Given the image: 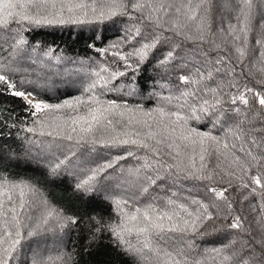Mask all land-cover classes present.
Segmentation results:
<instances>
[{"label":"trees","instance_id":"obj_1","mask_svg":"<svg viewBox=\"0 0 264 264\" xmlns=\"http://www.w3.org/2000/svg\"><path fill=\"white\" fill-rule=\"evenodd\" d=\"M132 2L134 0H126V3ZM158 2H163L165 6L173 4L167 15L164 10L153 13L160 18L159 28L152 21L142 18L149 14L147 8L143 11L129 8L127 15H117L103 23L37 26L25 21L21 22V28L15 23L30 53L39 47H52L75 60L102 59L110 44L118 41L127 59H123L121 66L115 70L118 73L127 71L126 76H116L113 80L105 77L101 81L96 69L85 74L75 68L70 71V60L65 65L50 63L53 67L40 69L36 66L41 65L33 61L30 64L32 59L23 58L29 53L24 51H17L21 52L20 56L15 54L16 61L22 63L19 67H15L11 56L9 63L5 58L0 60V65L17 69L14 72L8 67L0 70V74L8 75L9 80L16 84V90L31 92L48 104H63L65 100L79 98L82 103L76 106L72 101L73 107H67L62 122L69 117L87 115L89 108L97 107L91 100L92 96L104 102L105 106L107 102L115 101L117 107L108 115L112 125L107 126L105 121L106 130L98 131L96 138L110 140L121 134L119 139L142 140L159 152L156 156L149 149L133 144L105 146L78 144L75 139L54 141L47 135L43 136L47 137L44 143L36 132L27 131V128L37 126L35 121L40 120L39 113L31 115L30 106L22 98L5 92L0 82V180L23 182L35 187L70 219L64 233L71 264H135V258L116 245L115 238L107 229V225H119L122 219L116 201L126 202L121 208L128 214L148 204H153L158 210H168L166 205L170 200L185 204L194 214L198 209L203 211L200 204L208 205L213 219L204 221L202 225L197 222L196 232L189 229L184 233L151 234L150 243L160 251V259L164 261L186 259L188 264H226L222 262V257L212 258L215 255L213 249L223 248L234 241L232 247L246 255L248 249L255 246V240L264 238V196L250 191L253 185L249 176L255 175L256 170L245 173L236 160L239 157L240 161H245L248 153L264 155V109L253 102L250 94L247 106L239 100L236 104L229 100V95H238L237 88L245 83L260 91L253 80L259 81L264 75V43L256 42L261 32V17L257 16L253 21L247 44H244L243 34L239 31L242 25L235 19L238 6H229L228 0H211L210 11L203 20V24L207 25L203 33L198 29L205 15L204 8L197 10L195 19L188 20L185 15L187 8H181L180 13L175 11L177 6L187 4L188 0H152L153 7H157ZM198 2L192 0L193 5ZM174 20H178L181 26L179 32L171 30ZM230 24L236 26L235 33L230 34ZM201 34L203 40L186 38ZM235 35H240L241 40H235ZM156 36L159 40L143 60L134 54L143 44L152 43ZM237 47L244 48L243 56L236 50ZM218 60L221 62L217 63ZM209 72L212 73L211 79L207 78ZM198 73H202L204 79ZM184 76L189 77L190 82L181 80ZM193 79L200 82L191 83ZM93 81L97 82V87L91 92L85 91ZM208 89H216L221 104L201 112L204 100L215 103ZM158 108H163L168 114L178 112L187 117V127L210 131L226 141L229 149L220 148L217 151L216 145L207 141L204 159L201 160L199 145L193 151L178 138L182 122L173 125L171 121L174 117H162L154 111ZM192 108L196 109L195 113L191 112ZM148 112L150 116L143 115ZM165 125L169 131L176 127L177 135L169 137L164 130ZM76 127L79 129L80 125ZM63 131L66 132L67 128ZM125 132L128 135H123ZM150 132L152 136L148 135ZM54 143L62 147L49 153L41 145L55 146ZM65 155L71 159L54 170L55 164L65 159ZM120 157L124 158L118 159ZM77 160L78 165H74ZM157 160L162 161V165H158ZM108 163L113 166L98 175L92 185L94 195H84L76 185L91 175L90 169ZM176 164L189 166L188 170L196 176H210L211 179L187 177L185 173H177L175 168L170 171L167 167ZM149 180L156 183L151 184ZM145 187L147 192L141 190ZM211 188L217 192L227 188L224 198L212 193ZM120 189L123 192L119 194ZM193 200L200 203L193 204ZM181 215L185 216L183 212ZM237 216L241 228H230ZM134 225L143 226L131 222L128 227ZM127 239L137 244L135 232ZM257 251L264 250L257 247ZM181 252L183 255H179ZM229 254L228 251L223 253ZM18 258L15 261L14 257L15 264H30L32 261L28 257ZM259 264H264V261H259Z\"/></svg>","mask_w":264,"mask_h":264},{"label":"snow or ice","instance_id":"obj_2","mask_svg":"<svg viewBox=\"0 0 264 264\" xmlns=\"http://www.w3.org/2000/svg\"><path fill=\"white\" fill-rule=\"evenodd\" d=\"M211 0H199L198 3L193 5L192 0H188L187 4H180L175 8L177 13H180L181 8H187L188 11L185 13L188 20H193L196 18L197 10L204 8V17L201 18V26L199 31H203L207 28V25L203 24V20L206 19L208 12L210 11ZM228 5L238 6V11L235 16L236 21L241 24L239 31L243 34V42L247 44L248 34L252 31L253 21L257 16H260V25L261 32L257 37V44L264 43V0H228ZM173 4L169 3L167 6L163 2H158L157 7H153L152 0H134L132 3H126V0H0V31L5 30L8 26L13 23L28 22L31 24L39 25H66V24H92V23H103L106 20H110L117 15H127L129 8L136 11H143L145 8L149 9V14L143 19L152 21L157 28L160 27V18L154 16L153 13L160 10H164L165 15L168 14V9L172 8ZM235 10V9H233ZM180 24L178 20L172 21L173 31L179 32ZM230 34L236 32L235 25H229ZM187 39H200L203 40L204 36L201 34L199 37L186 36ZM234 39L239 41L241 40L240 35H235ZM159 40V36H156L153 39L152 43L143 44L139 50L134 54L138 56L141 60L145 58L149 49L155 47V43ZM27 42L20 38L16 40L14 48H22ZM115 47V45H113ZM241 53V56L244 55V48L237 47L236 49ZM101 51H104L103 49ZM15 54V51L14 53ZM47 55V53H45ZM119 55V53H116ZM122 59H127V57H121ZM221 61H217L220 63ZM6 65H0V70L5 69ZM131 67V65H128ZM8 70L11 72L16 71L15 68L8 67ZM215 71H219L216 69ZM99 76V73L96 74ZM122 76L124 73H110V78L114 79L116 76ZM201 79H204L202 73H198ZM251 76V73H249ZM208 79L212 78V73H208ZM101 79H103L101 77ZM185 83L190 82L189 77H181ZM0 82H2L5 92H10L14 97L22 98L27 105L32 109L31 115L36 116L38 113H43L46 110L60 109L63 107H73L71 101L65 100L63 104H48L43 100H34L32 94L26 91L16 90V84L12 83L9 80L8 75L0 74ZM199 80L193 79L191 83H199ZM106 84L107 81H104ZM253 83L256 84L260 91H257L254 87H248L247 83L242 85L240 88H237L238 95L231 96L229 95V100L232 104H236L237 100L245 106L248 105L249 100L247 96L250 94L254 103H257L261 109H264V75H262L259 81L253 80ZM236 87L235 85H232ZM97 87L96 82L93 81L88 85V88L85 91L91 92ZM208 91L213 95L215 100L214 104H210L208 100L203 101V106L200 108L201 112H206L208 107L215 108L221 104V100L216 96V89H208ZM91 100L97 104L95 108H89L87 115L84 116H73L69 117L63 125H56V131H43L44 128L49 127L45 122L37 120L35 123L42 129L39 132L40 136H49L52 137L54 141H73L75 139L76 143H88L91 145L101 144L105 146H115V145H127L133 144L139 147L149 149L154 155L159 156V152L156 148L150 147L148 144L144 143L142 140H128V139H119V135L112 137L110 140H106L103 137L100 139L96 138V133L98 131L106 130L105 121L107 126L112 125V120L108 119V115L113 112L117 107L115 101L107 102L105 106L104 102L100 101L97 97L92 96ZM76 105L82 103V101L77 98ZM128 111H131L130 109ZM154 111L159 112L163 117L165 115H170L174 117L171 123L176 125L178 122H182L179 125L180 131L178 138L181 141L185 142L187 148H191L193 151L197 145L200 146V159H204V152L206 148L204 147L207 141H211L216 145V150L219 151L220 148L225 150L229 149V144L226 141H222L220 137L212 135L210 131H198L195 128L187 127L188 118L180 115L178 112H173L171 114L165 113L163 108L155 109ZM196 109L192 108L191 112L195 113ZM123 116V113H119ZM145 116H150L151 113H143ZM199 119V117H194ZM142 123H145L142 121ZM80 125L79 129L76 127ZM67 128V131H63V128ZM114 130V129H113ZM165 132L169 137L177 135L176 127H172L169 131L168 126L165 125ZM27 131L30 133H35L36 128H27ZM75 134V136L73 135ZM123 135H128V133H123ZM139 135V133H137ZM149 136L153 134L148 133ZM163 142V141H161ZM171 147V145H168ZM56 148H61L62 145L56 144ZM71 151V149H69ZM75 154L73 153V156ZM132 155V153H129ZM120 157L118 159H123ZM71 159V157L65 155V159L60 160L55 164L54 170L59 169L62 166L66 165ZM191 160V157L189 158ZM236 160L240 162L241 167L245 173L251 172L253 169L256 170L255 175L249 176L251 184L250 191L253 194H259L264 196V155L253 156L251 153L246 155L245 161H240L239 157H236ZM158 165H162V161L157 160ZM113 165L111 163L104 164L97 168L90 169L91 175H87V178L82 180L76 187L79 190H82L84 195H89L90 193L94 195L92 185L96 180L97 175L104 173L107 169L111 168ZM194 167V165H190ZM168 169L171 171L173 168L176 169L177 173H185L187 177H192L196 179H211L210 176H196L193 172L189 171V166H182L181 164L168 165ZM203 168V165H201ZM145 179H148L147 177ZM149 183L155 184V180H149ZM248 185H245L247 187ZM13 189L19 188L20 203L19 208L21 210L25 209V188H28L29 192H35L34 188H30L27 184H12ZM259 188V193H258ZM144 192H147L148 189L142 188ZM215 195L224 198V192L227 191V188L217 192L215 188L209 189ZM8 200L12 201L11 193H7ZM126 203L125 201H116L118 208L121 210V222L119 225H107V229L111 232L112 236L116 240V245L126 252L130 253L132 257L135 258V264H188L187 260H172L164 261L160 259V251L152 247L150 243L151 234L161 236L166 232H177L184 233L191 229V231L196 232L198 230V223L203 224L204 221L213 219L212 213L208 211L207 204H200V208L194 214L189 211L188 207L183 204H177L175 201H168L166 208L168 210H158L153 204L146 205L143 209L136 208L135 211L131 214H128L121 208V205ZM193 204H199V201H191ZM231 208V205H229ZM181 212L185 216L181 215ZM9 213L11 215L9 216ZM51 216V213H49ZM44 224H47L48 220L45 218L42 221ZM138 222L142 224V227H128L129 223ZM75 223V221H73ZM97 231H99V222H97ZM240 218L235 217L233 223L229 225L230 228H241ZM39 227V226H37ZM135 232L137 244H133L131 240L127 237L131 236ZM23 226L20 220L17 207L12 206L5 208L4 202L0 201V264H15L14 255L18 253V246L21 244L23 238ZM28 236L35 235L34 231H28ZM234 241H230L223 248L213 249L215 254L212 258L222 257V262L226 264H259V261H264V251H257V247L264 250V238L254 241L255 246L248 249V254H242L241 250L235 249L232 247ZM242 243H246L242 241ZM230 252L229 255H223L224 252ZM150 254V255H149ZM165 255H169L165 253ZM183 255V253H179ZM259 258V260H258ZM58 259V258H57ZM30 264H46V262L40 258L38 255L33 257ZM47 264H55L52 258H49ZM200 264V262H197Z\"/></svg>","mask_w":264,"mask_h":264},{"label":"rangeland","instance_id":"obj_3","mask_svg":"<svg viewBox=\"0 0 264 264\" xmlns=\"http://www.w3.org/2000/svg\"><path fill=\"white\" fill-rule=\"evenodd\" d=\"M15 23L16 22L11 23L7 29L0 31V60L2 61L4 60L3 58H5V60H7V63H9V56H11L12 60L14 61L13 64L16 65L15 67H19V64L22 63L21 61L19 62V60L16 61L15 58L17 55L15 54H18L20 56L21 52L17 53V51H24L27 53L29 52L28 51L29 48H27L25 44L22 48H15V54H13L14 53L13 46H15L16 40L23 38L22 34L20 33L21 31L17 27L15 28ZM18 24H19V28H21L20 26L21 22ZM113 45H115V47H113ZM9 50H12L13 52L11 51L9 53ZM45 53H47V55H45ZM116 53H119V55H116ZM24 57L26 58L28 57V59H32L30 64H32L33 61L34 63L41 65V66L34 65L36 67H39L40 69L53 67L50 66V63L51 65H55V66L56 64L57 66L58 64L65 65L67 64L65 62L70 60L71 65L68 67L70 71L75 68L77 70L83 71L85 74L89 72L92 73L93 69L94 70L96 69L98 70L100 76L103 78L101 79V81H103L105 77L108 78L109 80H113L112 78H110V72L118 73V71H116L115 68L117 66H121L120 64L123 63V59H121V57L124 56L123 53L121 52L120 42L114 41L112 42V44H110V47L105 50L102 59L93 57L91 58V60H84V59L75 60L71 57H66L62 55L58 50L55 51V49L52 47L48 49H43L42 47H39L36 49V51L25 54L23 58ZM109 66H113V68H110ZM68 68H66L65 73L68 70ZM127 74L128 73L126 71L122 76H126ZM32 98L34 100H39L34 94H32ZM69 101L71 102L74 101L75 103L76 99ZM67 109H68L67 107H63L60 109L46 110L43 113H39L40 121H43L47 125H49V127L44 128L43 131L47 132V131L61 130V129H57L56 125L64 124V122H62V118H63L62 115L67 111ZM34 128L37 129L36 133L37 135H39V132L42 129H40L38 125ZM62 130H66V127L63 128ZM38 138L40 140H42L41 138H43L44 143L46 142L47 139V137H43V136H40ZM41 145L44 147L43 150L48 153L58 149L50 144L49 146L43 144ZM78 160L82 161V159L80 158H78ZM78 160H77V164H75V162L73 164L78 165ZM89 174H91V171L89 172ZM12 184H21V183H11V182H6V180H0V201L4 202L5 208L16 206L20 220L22 222L24 235L21 244L18 246V253L14 255L15 261L19 260L18 258L19 256H22L25 259H27L28 257L31 258L32 260L33 257L38 255L46 262V264L49 261V258H52L55 264H71L70 260L68 261L70 257L66 248L67 239L64 233L65 232L64 229L68 226V223H70V219L66 217V215H64L62 211L57 209V207L53 205L47 199V197L44 196L43 193H41L40 191H38V189L30 185L28 186L30 188H34L36 191L29 192L28 188H25V192H26L25 209L21 210L19 208L20 189L19 188L13 189L11 187ZM121 190L122 189L119 190V194L123 192ZM7 193H11L12 201L8 200ZM129 195L133 196V194H129ZM49 213H51V216H49ZM10 215L11 213H9V216ZM45 218H47L48 220L47 224H44L42 222ZM30 230L34 231L35 235L28 236L27 233Z\"/></svg>","mask_w":264,"mask_h":264}]
</instances>
